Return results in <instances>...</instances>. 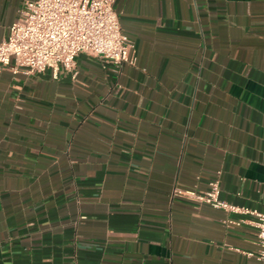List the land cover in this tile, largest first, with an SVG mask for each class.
Here are the masks:
<instances>
[{"label":"crops","instance_id":"1","mask_svg":"<svg viewBox=\"0 0 264 264\" xmlns=\"http://www.w3.org/2000/svg\"><path fill=\"white\" fill-rule=\"evenodd\" d=\"M23 1L0 0V42ZM113 6L119 71L0 65V264H264L250 215L172 194L220 170L221 198L264 209V0Z\"/></svg>","mask_w":264,"mask_h":264},{"label":"built area","instance_id":"2","mask_svg":"<svg viewBox=\"0 0 264 264\" xmlns=\"http://www.w3.org/2000/svg\"><path fill=\"white\" fill-rule=\"evenodd\" d=\"M113 3L114 0H24L19 17L0 42V65L8 66L13 73L35 74L51 68L55 75L62 69L75 76L77 55L88 53L119 71L131 62L134 42L122 31ZM220 173L217 170L204 190L174 188L172 194L231 214L250 215L247 222L256 228L258 248L247 254L264 263V209L221 198ZM262 202L264 205V198Z\"/></svg>","mask_w":264,"mask_h":264}]
</instances>
